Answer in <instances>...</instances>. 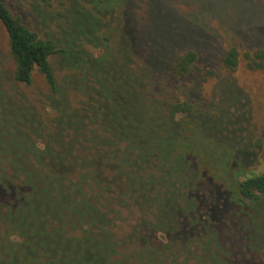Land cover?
I'll return each instance as SVG.
<instances>
[{
  "label": "trees",
  "instance_id": "1",
  "mask_svg": "<svg viewBox=\"0 0 264 264\" xmlns=\"http://www.w3.org/2000/svg\"><path fill=\"white\" fill-rule=\"evenodd\" d=\"M121 3L61 0L54 13L41 8V22L48 17L59 20L57 39L28 27L8 0H0L13 80L29 85L37 71L50 93L59 96L50 106L55 114L50 126L29 111L17 132L24 134H19L15 150L10 145L11 150L0 149V264L17 258L24 264H67L60 253L43 254L34 246L29 230L18 220L28 213L47 219L43 230L61 234L72 249L84 239L100 241L106 251L96 264H146L145 254L160 256L158 264L180 256L181 264H191L189 259L196 264H239L231 263L227 252L208 251L211 241L205 235L216 232L200 212L202 188L220 185L230 191L233 204L258 213L264 207L259 137L242 138L222 100L212 110L195 98L173 100L147 93L140 63L131 64L133 33L119 14ZM100 48L101 55L93 53ZM58 55L66 59L68 69L64 87L52 64ZM241 57L247 69L264 72V47L241 53L230 46L221 58L222 67L235 71ZM110 63L117 72L132 75L130 85L118 86ZM198 68L193 49L179 53L172 64L177 79ZM20 110L18 105L16 112ZM131 121L148 128L138 134ZM25 127L41 136L44 145L35 144ZM202 209L208 212L207 207ZM119 216L129 223L134 219V224L129 229L114 225ZM250 218L251 230H245L248 246L264 258V222L255 221L252 214ZM186 225L194 235L189 233L187 240L179 233ZM158 232L167 240L159 239ZM191 243L202 246L201 253L195 254Z\"/></svg>",
  "mask_w": 264,
  "mask_h": 264
},
{
  "label": "rangeland",
  "instance_id": "2",
  "mask_svg": "<svg viewBox=\"0 0 264 264\" xmlns=\"http://www.w3.org/2000/svg\"><path fill=\"white\" fill-rule=\"evenodd\" d=\"M60 1L51 0L49 4L46 0H8V6L28 27L42 36L50 34L60 39L58 19L53 21L48 17L42 22L38 19L41 8H45L48 14L54 13L59 10ZM121 4L119 14L122 15L128 31L133 33V53L130 57L134 62L131 64L135 67L136 62L140 63L147 93L161 97L163 94L173 100L174 97L190 100L195 98L205 102L212 110L220 105L222 100L226 110H230L232 117L236 119L234 125L241 130V137H259L257 158L259 165L264 167V72L247 69L243 57L233 72L224 69L221 64V58L230 46H236L241 53L264 47V0H122ZM113 25H116V22H113ZM103 30L104 28L101 32ZM188 49L198 53L199 68L194 69L188 76L177 79L172 71L174 58ZM103 51L104 49L100 48L93 53L101 55ZM116 57L120 60L118 54ZM52 64L60 85L64 87L62 84H65V76L68 73L66 59L60 55L55 56ZM13 69L7 33L0 22V149L11 150L12 147V151L15 150L14 143H20V135L24 134L19 132V135L17 132L26 123L29 111L37 114L35 119H39L40 115L43 122L40 119L39 121L43 124L47 120L46 123L50 126L52 123L49 119L55 116L50 111V106L59 97L50 93L45 77L39 72L34 73L31 84L25 85L13 80ZM110 69L111 73H115L113 78L118 86L131 84L130 73L125 70L117 72L113 63H110ZM117 79L123 81L119 82ZM112 89L117 90L115 87ZM167 93L171 97H168ZM70 98L74 99L72 94ZM8 103L19 105L22 110L16 112L17 106L10 108ZM129 125H132L138 134L148 128L133 124L132 121ZM24 130L32 136L35 144L44 145L41 136L33 134L27 127ZM47 131L46 128L40 132L45 134ZM227 138L230 140V137H226L229 142ZM202 190L200 212L203 211V216L209 218L216 232L205 235V240L211 241L208 251L227 252L231 263L264 264L262 253L259 251L258 255L253 251L246 239V232L251 230L252 225L250 214L257 216L255 221L264 222V207H260L258 213H253V209L246 205L242 207L233 204L230 201V191L220 185L207 184ZM54 204L56 205L55 202ZM205 207L208 212L202 209ZM24 218L18 219L21 226L29 230V239L35 247L39 246L43 254L60 253L67 264H96L101 261V255L105 254L106 249L100 241L84 239L72 249L71 244L65 242L61 234L43 230V223L47 219L31 217L30 213L24 215ZM113 222L114 225H123L129 229L134 224V219H130L129 223L124 220V216H119ZM158 233L159 239L167 240L163 233ZM179 233L184 235L185 240L188 239L189 233L190 237L194 236L187 225L181 228ZM195 245L197 244L191 243L190 246L195 248ZM201 251L202 246L195 248V254ZM204 253L206 254V250ZM7 256L5 253V257ZM143 260L146 264H158L160 256L154 259L152 255L145 254ZM211 260L214 262L215 257ZM167 261L169 264H181L183 259L182 256L177 257L175 262L166 258L164 263ZM190 261L191 264L197 263L193 262L194 259H189ZM12 264L24 262L17 258Z\"/></svg>",
  "mask_w": 264,
  "mask_h": 264
}]
</instances>
